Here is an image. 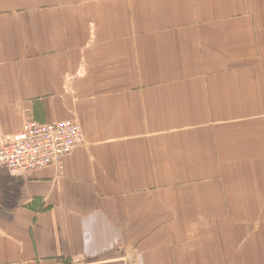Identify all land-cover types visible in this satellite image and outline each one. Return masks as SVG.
<instances>
[{
    "label": "crops",
    "instance_id": "1",
    "mask_svg": "<svg viewBox=\"0 0 264 264\" xmlns=\"http://www.w3.org/2000/svg\"><path fill=\"white\" fill-rule=\"evenodd\" d=\"M68 119L0 264H264V0H0V142Z\"/></svg>",
    "mask_w": 264,
    "mask_h": 264
},
{
    "label": "built area",
    "instance_id": "2",
    "mask_svg": "<svg viewBox=\"0 0 264 264\" xmlns=\"http://www.w3.org/2000/svg\"><path fill=\"white\" fill-rule=\"evenodd\" d=\"M84 143L78 120L28 122L23 131L0 142V170L15 179H29L37 170L50 165L62 170L66 157Z\"/></svg>",
    "mask_w": 264,
    "mask_h": 264
}]
</instances>
